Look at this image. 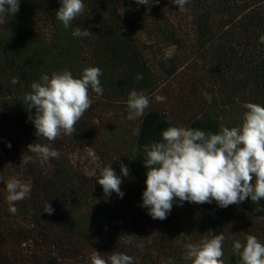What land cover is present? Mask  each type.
Listing matches in <instances>:
<instances>
[{
	"label": "trees",
	"instance_id": "trees-1",
	"mask_svg": "<svg viewBox=\"0 0 264 264\" xmlns=\"http://www.w3.org/2000/svg\"><path fill=\"white\" fill-rule=\"evenodd\" d=\"M82 2L85 11L67 28L56 16L61 0H19L17 14L0 24V264H91L94 251L105 260L123 253L133 264H192L186 245L219 234L224 264H242L233 244L247 235L264 244V199L226 208L177 199L165 220L153 219L142 206L144 161L146 146L162 142L169 127L218 133L242 125L245 104L264 107V0H189L183 10L173 0ZM76 28L92 35L75 37ZM88 67L101 70L103 94L89 89L92 104L75 131L98 141L94 175L71 163L74 144L63 133L53 141L35 134L36 110L24 99L42 75L67 70L80 78ZM132 90L150 101L134 120ZM32 143L59 156L42 161L27 151ZM121 164L129 168L124 195L106 196L102 169L120 175ZM11 178L31 185L16 214L6 199Z\"/></svg>",
	"mask_w": 264,
	"mask_h": 264
},
{
	"label": "clouds",
	"instance_id": "clouds-1",
	"mask_svg": "<svg viewBox=\"0 0 264 264\" xmlns=\"http://www.w3.org/2000/svg\"><path fill=\"white\" fill-rule=\"evenodd\" d=\"M150 2L154 4L153 0H136L138 4ZM188 2L173 0V4L181 10ZM19 7V0H0V24L5 22L6 16H15ZM84 11L82 0H61L56 16L67 28ZM90 35L92 32L88 29L76 28L73 32L75 37ZM261 43H264V36ZM170 56L171 53H167L165 59ZM101 75L98 67H88L80 78H74L70 71L65 70L53 73L51 78L47 74L42 75V83L33 82V91L26 93L24 99L30 102V109L36 110L31 117L35 134L49 141L57 139L62 133L73 134L77 122L92 104L89 89L98 96L103 94ZM12 83H18V78H13ZM155 98L158 102L166 99L160 95ZM208 99L210 101L211 97ZM126 103L128 119L134 120L144 115L150 101L146 95L132 90ZM244 107L247 111L239 127L221 126L218 133L199 128L169 127L161 133L162 142L153 143L150 150L146 146L144 166L148 170L142 206L148 209L153 219L165 220L177 199L195 204L215 201L221 208L239 204L248 198L252 202L264 199V107L257 103H247ZM136 134H140L139 129ZM8 146L11 147L10 144ZM27 151L39 154L42 161L59 156L57 150L41 144H29ZM31 159L26 157L23 163ZM128 175L129 168L123 164L120 175L111 166L104 167L98 183L106 196L114 192L122 198L121 176ZM6 191L9 212L16 214V202L28 196L31 185L11 178L6 182ZM53 211L50 203L44 208L45 213L52 214ZM127 239L130 242L133 235H128ZM224 240L225 236L219 234L198 243H188L185 259L191 260L192 264H224ZM245 240L244 244L240 240L233 244V251L240 255L242 264H264V244L254 235H247ZM109 261L110 264H133V258L123 253H113L108 260L97 251L91 256V264H109Z\"/></svg>",
	"mask_w": 264,
	"mask_h": 264
},
{
	"label": "rangeland",
	"instance_id": "rangeland-1",
	"mask_svg": "<svg viewBox=\"0 0 264 264\" xmlns=\"http://www.w3.org/2000/svg\"><path fill=\"white\" fill-rule=\"evenodd\" d=\"M78 124H81V120L77 122L76 126ZM63 137L66 141L67 139L73 141L74 147H72L69 158L75 167L84 170L88 175H94L101 169L102 159L96 151L98 148L97 139L87 138L82 134H77V131L71 135L63 134Z\"/></svg>",
	"mask_w": 264,
	"mask_h": 264
}]
</instances>
